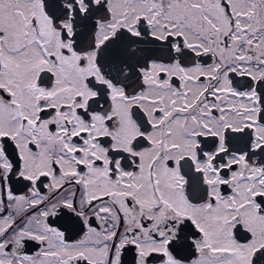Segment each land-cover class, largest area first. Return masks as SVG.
Wrapping results in <instances>:
<instances>
[{
  "label": "snow or ice",
  "instance_id": "snow-or-ice-1",
  "mask_svg": "<svg viewBox=\"0 0 264 264\" xmlns=\"http://www.w3.org/2000/svg\"><path fill=\"white\" fill-rule=\"evenodd\" d=\"M0 264H264V0H0Z\"/></svg>",
  "mask_w": 264,
  "mask_h": 264
}]
</instances>
